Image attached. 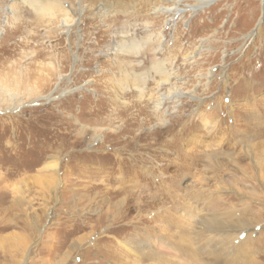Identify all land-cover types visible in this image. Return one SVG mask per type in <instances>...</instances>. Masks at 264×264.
<instances>
[{
    "label": "rangeland",
    "instance_id": "1",
    "mask_svg": "<svg viewBox=\"0 0 264 264\" xmlns=\"http://www.w3.org/2000/svg\"><path fill=\"white\" fill-rule=\"evenodd\" d=\"M195 1L0 0V264H154L217 199L264 264L262 3Z\"/></svg>",
    "mask_w": 264,
    "mask_h": 264
},
{
    "label": "bare ground",
    "instance_id": "2",
    "mask_svg": "<svg viewBox=\"0 0 264 264\" xmlns=\"http://www.w3.org/2000/svg\"><path fill=\"white\" fill-rule=\"evenodd\" d=\"M119 1L127 2L130 0H119ZM215 1L217 0H196L195 2L197 5L191 8L190 11L195 13L199 9L206 7L207 4L213 3ZM260 1L262 3L261 15L255 28L251 31V33H249L248 36H246V39H248V41L253 40L258 35L260 25L263 23L264 20V0H260ZM62 2L63 0H25V3L28 4L29 8L34 13L36 18H38L39 20L48 19L49 21L54 20L56 18V14L63 11ZM166 12L169 13L170 10H167ZM64 15L66 17L68 16L66 13H64ZM67 20H68L67 18H63L61 22L63 24H67L68 23ZM137 49H138L137 45L135 44H131L130 46L123 48V50L128 53H133L137 51ZM154 68L156 72H158L161 75V77H164V79H166V74L159 65H155ZM9 92L11 91L6 90L2 85V83L0 82V93H9ZM180 97L181 95H177V98ZM161 101L162 99L158 100V102L155 104L157 109H159V107L161 106ZM51 163H48L46 165V169H49L51 166L53 167ZM46 169L45 171H47ZM212 208L214 211V215H212L211 219L204 217L203 219L196 220V222L192 221L196 226V228L193 229L197 230L195 233H193L192 238L190 236L191 234H189V225L191 221L189 222L188 226L185 225L187 227L185 228L186 233L184 232V234L181 237L180 244L177 245L179 248V253H176L173 256L161 252V258L160 256L157 257L156 254L155 255L146 254L144 258L152 261V263L154 264H196L198 262L197 259H200L204 256H207V260H211L210 264H231V262H234L235 260L242 258L244 250L241 246L245 243V241L240 242L239 240L242 239L243 237H247V236L250 237L252 233H256L258 224L249 223L248 221L247 223L246 220L240 219L234 213L232 214L223 213V200L220 201L217 199L216 201L214 200V203L212 201ZM192 230L190 229V231ZM151 245H153V243H151ZM125 246L127 247V244H125ZM163 246L167 248L166 244H163ZM128 249L131 250V248ZM176 259H178V261H176Z\"/></svg>",
    "mask_w": 264,
    "mask_h": 264
}]
</instances>
